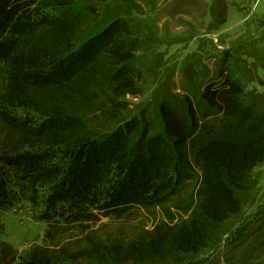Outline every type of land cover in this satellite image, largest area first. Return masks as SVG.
I'll list each match as a JSON object with an SVG mask.
<instances>
[{"label":"trees","instance_id":"obj_1","mask_svg":"<svg viewBox=\"0 0 264 264\" xmlns=\"http://www.w3.org/2000/svg\"><path fill=\"white\" fill-rule=\"evenodd\" d=\"M109 1L0 0V212L28 202L34 220L65 232L100 215L164 209L200 180L189 219L162 222L128 245L115 240L108 252L92 243L97 249L85 255L94 264L182 263L216 249L241 219L237 188L264 166V100L252 98L259 115L251 113L244 86L222 70L204 86L201 112L190 102L186 115L160 103L162 133L127 120L126 99L140 91L130 29L117 21L95 35L93 13L72 14ZM12 110L36 115L41 126ZM201 116L219 128L203 129ZM66 262V253L42 247L8 262L0 244V264Z\"/></svg>","mask_w":264,"mask_h":264},{"label":"rangeland","instance_id":"obj_2","mask_svg":"<svg viewBox=\"0 0 264 264\" xmlns=\"http://www.w3.org/2000/svg\"><path fill=\"white\" fill-rule=\"evenodd\" d=\"M92 4V9L81 5L72 14L93 13L89 18L97 22L95 35L117 21L131 31L128 45L136 50L133 70L140 91L138 97L126 99L127 120L135 119L153 133H162L160 103L168 100L186 115L190 102L201 112L203 88L218 82L222 70L244 86L248 109L259 115V110L252 108L256 107L252 98L264 100V0H110ZM63 13L66 11L48 14ZM12 114L34 127L42 124L29 112L12 110ZM206 122L202 121L203 129L219 128L214 118ZM199 189L200 180L185 185L164 209H134L120 219L100 215L97 224L70 227L65 232L34 220L31 205L22 202L0 212V244L5 259L12 263L42 247L55 254L66 253L73 262L64 264H94L85 255L97 246L108 252L115 240L128 245L162 222L192 217L200 203ZM237 194L243 215L229 226L216 249L182 263L169 258L143 264H264V166L249 183L237 188Z\"/></svg>","mask_w":264,"mask_h":264}]
</instances>
